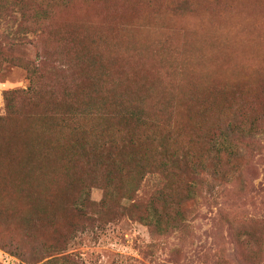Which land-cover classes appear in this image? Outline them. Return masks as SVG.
I'll use <instances>...</instances> for the list:
<instances>
[{
    "label": "rangeland",
    "instance_id": "1",
    "mask_svg": "<svg viewBox=\"0 0 264 264\" xmlns=\"http://www.w3.org/2000/svg\"><path fill=\"white\" fill-rule=\"evenodd\" d=\"M0 46V264H264V0H0ZM28 66L40 72L35 101L20 92ZM60 78L99 91L83 97L95 112L78 132L42 91ZM128 108L142 119L132 128ZM252 123L253 144L231 130ZM164 157L196 189H180L179 227L156 234L139 217L179 190ZM149 163L140 176L135 165ZM19 245L41 261L22 260Z\"/></svg>",
    "mask_w": 264,
    "mask_h": 264
},
{
    "label": "trees",
    "instance_id": "2",
    "mask_svg": "<svg viewBox=\"0 0 264 264\" xmlns=\"http://www.w3.org/2000/svg\"><path fill=\"white\" fill-rule=\"evenodd\" d=\"M18 3H25V2L19 1L16 4H18ZM36 4L37 5L34 6V8L37 7V9L31 8L35 12L34 15H39V13L41 12L44 14L46 20L50 19L51 15H52V10H47L46 6H43L42 4H39V3H36ZM19 9H20V12L22 13V15L27 14V12H28L26 9H22L21 6ZM4 10H8L7 7H5ZM35 18H37V20L39 22L43 20L41 16H35L34 19ZM37 20L32 22V23L36 24ZM21 32H23V30H21ZM24 32H26V31H24ZM5 54H6L5 51L0 46V67H1L4 60H6V61L9 60V58H7ZM28 70H29V77L31 79V85H30L28 91H20V92H22L23 95L28 97L30 100L35 101L39 95V90H38L36 84L39 81L40 72H38V69H33V70L30 69L29 66H28ZM69 71L72 72L71 69H69ZM61 72H64V71H61ZM87 73L91 74V76L89 77V80L91 82L95 81V78L92 76V74L94 72L88 71ZM53 82H54L53 85L47 83V86L49 88L48 93H47L46 86H42V91H45V93L47 95L49 94L50 102L52 103V105L55 106V109H58L59 112L54 113V115L56 117H59L61 119V121H63V122L75 121L76 122L75 129H78L76 131V132H78L79 130H81V127H80V124L78 121L81 118H83L82 115L87 114L88 112H90V113L95 112L92 101H88L86 104L81 106L82 102H83V97L87 96V94L98 96L99 91H97L96 89L88 88V87H84L83 89H81V88H79L78 85H74V84H73V87L70 88L61 78H60L59 85L54 80H53ZM150 89L151 88L148 87V90H147L148 93L150 92ZM82 92L85 93L86 95L83 94ZM79 95L82 96V99H78ZM12 99L13 98H10L7 101V106L9 107V109L13 103ZM123 105H124V103H121V106H123ZM137 110L138 109L128 108V109H124L123 111L120 112V113L124 112L122 115H120V117L122 118L121 120L129 122L128 126L131 128L135 127V126H133V123H131V122H133V120H138V122L142 121L140 115L138 117ZM139 110L141 112H143V109L141 107ZM151 117H152V115H151ZM1 119L2 118H0V120ZM253 123L258 126L257 123H255V122H253ZM253 123L250 124L248 130L244 129L245 127H243V126H234V127L231 126V130L236 131V129L243 128L242 130L239 131L237 137L241 140H243V139L246 140L247 143L253 144L254 142L248 141V139H252L254 137V134H255V129L253 128L254 127ZM259 129L263 130L261 127H259ZM120 130H122V129L120 128ZM133 135H134V133L128 134V138H126V140H125L126 147H129V146L133 147V146L137 145L138 138H136ZM229 135H230V133H229ZM79 144L75 145V147H78ZM120 148H121L120 151L123 152V145L122 144L120 145ZM219 151H220V149L218 147H216V145L214 147H212L213 156H211L210 159H211V162L214 164V166H213L214 169L216 167H220L219 166L220 162L216 163L217 153ZM128 152L134 153V149L130 150ZM235 154H236L235 151L232 150L229 154L230 155L229 159L230 160L232 158L234 159ZM77 155H79V152L76 151V149H72L70 157L71 158H77L78 157ZM163 156H164V152L162 151L161 158ZM134 160L138 161L136 158H134ZM141 161H142V158H141ZM162 162H163V164L161 163L160 169L165 170V171H168L167 169L172 170V172H170V173L175 174V179H174L173 183L176 185V187L179 188V190L177 192H175V193H178V197L175 196V193L170 198H166L163 196V194H160V196H162V198L168 202L166 204L160 203V204H158V206L156 204H154L153 205V209H154L153 212H151L150 214L141 215L139 217L140 220L145 225H147L153 233H156V234H164L165 232H168L170 228H174L177 226L179 227L180 222L184 219V212L182 209H184V202H185L183 200L184 199L183 197H182L181 201L179 199V201H180L179 203L177 202L178 198H179V194H182L181 193L182 190L186 191V193H187V190L196 189V187H194V186H190L189 189L188 188L186 189V186L183 183V180L178 179V176H177L175 169L173 167L176 162H174L173 159H171L169 157H164L162 159ZM202 163H203L202 159H196L194 161V163L189 166V168H194V170H197L195 167H197V168L200 167ZM135 168L137 169L139 175L143 176L144 174H146V172L152 171L154 167L151 163H149L146 166L135 165ZM242 169L243 168H240V163H238L235 166V172H237V171L242 172ZM167 174L169 175V173H167ZM190 176L192 177L193 174H191ZM220 178L223 179V185H226V182H230V178H229L228 174H226V172H223ZM193 179H195V177H193ZM181 185L184 186L185 189L181 188ZM180 189H182V190H180ZM81 199L82 200L79 203H81L83 205H87V204L91 205V198L89 196L84 197V199L83 198H81ZM189 199H190V197H188V195L185 196L186 201ZM79 203H77V206ZM79 210L82 211V208H79ZM75 211H77L76 207L74 208V212ZM175 214L178 218H176L172 222H169L170 216L175 215ZM68 240L69 239H67V241ZM10 246L14 247V245H12V244H10ZM16 248L18 250L17 254L22 260L27 261V262H34V263L41 261V258H37L38 252L36 251V248H35V252H31V253H29V255L26 253L25 247L23 245H19ZM48 248L56 250V248L61 249L63 247H62V245L60 246L59 244L55 243L54 245H50ZM63 259H64L65 263L69 262L72 264H79L74 259H72L71 255H68V256L64 257ZM44 264H61V263H60V259H54V260H49V261L45 262Z\"/></svg>",
    "mask_w": 264,
    "mask_h": 264
}]
</instances>
